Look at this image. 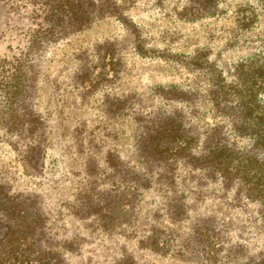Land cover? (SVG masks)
Instances as JSON below:
<instances>
[{"label":"rangeland","instance_id":"obj_1","mask_svg":"<svg viewBox=\"0 0 264 264\" xmlns=\"http://www.w3.org/2000/svg\"><path fill=\"white\" fill-rule=\"evenodd\" d=\"M21 1L63 26L37 46L20 97L0 99V238L12 212H44L53 241L77 238L67 264L257 260L261 204L154 136L173 119L197 134L195 155L262 158L236 116L264 110V0Z\"/></svg>","mask_w":264,"mask_h":264},{"label":"trees","instance_id":"obj_2","mask_svg":"<svg viewBox=\"0 0 264 264\" xmlns=\"http://www.w3.org/2000/svg\"><path fill=\"white\" fill-rule=\"evenodd\" d=\"M37 6L38 3L28 1L0 0V43L7 44V51H13L11 55L0 56V99L20 97L22 91L19 89L24 86L26 79L25 70L32 61L37 46L63 26L61 21L60 23L48 17L53 11L51 6L44 3L39 8ZM218 106L219 104L215 105ZM237 111L236 117L243 120L241 126L244 125L247 129L262 158L238 155V152H233L226 146H210L203 154L195 155L193 148L198 140L197 134L190 127L186 131L181 122H174L173 119L166 123V128L157 126L155 145L161 147L160 143L163 141L165 147H161V154L169 152L179 162L194 159L200 163L201 170L245 187V196L261 204L259 220L264 225V110L247 102L239 105ZM15 213L12 212V223L0 238V264H67L63 257L66 253L77 250L73 248L77 238L55 242V236L51 232L52 224L48 223L44 212L33 216ZM201 229V240H217L222 250V236L207 233L206 230H214L211 226H202ZM239 253L238 250H227L224 255L232 254L238 259ZM251 259L250 257L249 262ZM249 262L242 264H264V246L258 259Z\"/></svg>","mask_w":264,"mask_h":264}]
</instances>
